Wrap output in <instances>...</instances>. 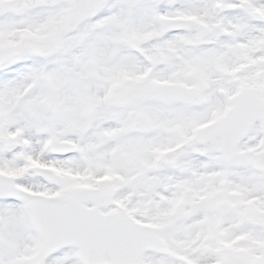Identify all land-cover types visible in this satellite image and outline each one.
I'll return each instance as SVG.
<instances>
[{
	"label": "snow or ice",
	"instance_id": "snow-or-ice-1",
	"mask_svg": "<svg viewBox=\"0 0 264 264\" xmlns=\"http://www.w3.org/2000/svg\"><path fill=\"white\" fill-rule=\"evenodd\" d=\"M0 264H264V0H0Z\"/></svg>",
	"mask_w": 264,
	"mask_h": 264
}]
</instances>
